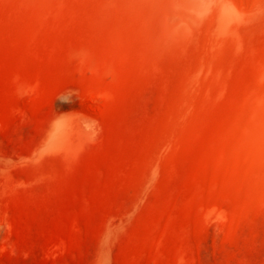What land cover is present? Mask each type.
Returning <instances> with one entry per match:
<instances>
[{"label": "rangeland", "instance_id": "374dc122", "mask_svg": "<svg viewBox=\"0 0 264 264\" xmlns=\"http://www.w3.org/2000/svg\"><path fill=\"white\" fill-rule=\"evenodd\" d=\"M0 264H264V0H0Z\"/></svg>", "mask_w": 264, "mask_h": 264}]
</instances>
